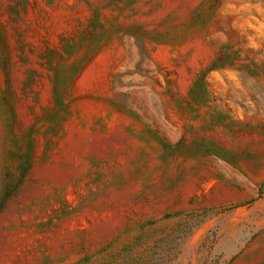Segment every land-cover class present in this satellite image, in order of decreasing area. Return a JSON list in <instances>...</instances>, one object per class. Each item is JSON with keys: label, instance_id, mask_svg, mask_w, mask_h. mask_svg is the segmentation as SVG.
Returning a JSON list of instances; mask_svg holds the SVG:
<instances>
[{"label": "rangeland", "instance_id": "obj_1", "mask_svg": "<svg viewBox=\"0 0 264 264\" xmlns=\"http://www.w3.org/2000/svg\"><path fill=\"white\" fill-rule=\"evenodd\" d=\"M0 264H264V0H0Z\"/></svg>", "mask_w": 264, "mask_h": 264}]
</instances>
